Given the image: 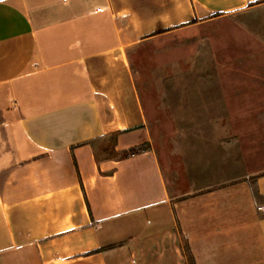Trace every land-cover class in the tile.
I'll use <instances>...</instances> for the list:
<instances>
[{
  "label": "crops",
  "instance_id": "obj_1",
  "mask_svg": "<svg viewBox=\"0 0 264 264\" xmlns=\"http://www.w3.org/2000/svg\"><path fill=\"white\" fill-rule=\"evenodd\" d=\"M263 8L264 0H0V264H186L183 234L195 264H264V209L255 194L239 196L238 224L227 226L236 197L216 192L210 147L205 165L193 148L186 193L153 148L134 150L151 134L131 59L157 37H193L224 19L259 23ZM208 62L189 71L209 73ZM204 97L206 112L177 118L224 119L225 99ZM113 133L117 158L108 157ZM255 187L264 196V176Z\"/></svg>",
  "mask_w": 264,
  "mask_h": 264
},
{
  "label": "rangeland",
  "instance_id": "obj_2",
  "mask_svg": "<svg viewBox=\"0 0 264 264\" xmlns=\"http://www.w3.org/2000/svg\"><path fill=\"white\" fill-rule=\"evenodd\" d=\"M261 12L259 23L241 27L237 18L220 20L194 31L193 37L171 34L152 39L131 56L151 134L147 144L134 150L153 148L168 181L186 193L194 187L193 148L204 151L195 157L205 165L210 147L216 192L236 197L228 227L238 224L239 196L255 194L256 208L264 209V196L255 192V183L264 176V8ZM198 33L209 39L201 41ZM204 59L216 68L209 73L189 71ZM220 67L229 69L218 71ZM204 82L208 84L200 87ZM177 83L185 89L176 88ZM210 93L228 100L218 104L224 119H188L189 114L177 118L182 116L177 113L206 112L209 100L204 95ZM182 244L186 264H195L185 234Z\"/></svg>",
  "mask_w": 264,
  "mask_h": 264
},
{
  "label": "trees",
  "instance_id": "obj_3",
  "mask_svg": "<svg viewBox=\"0 0 264 264\" xmlns=\"http://www.w3.org/2000/svg\"><path fill=\"white\" fill-rule=\"evenodd\" d=\"M119 133H113L111 135V141L109 144V154L108 157L109 158H117L119 156V152L115 150V146L117 144V136ZM191 262V259H190Z\"/></svg>",
  "mask_w": 264,
  "mask_h": 264
}]
</instances>
